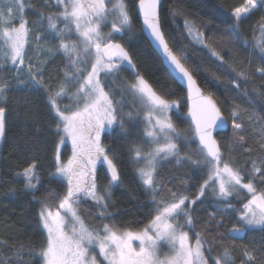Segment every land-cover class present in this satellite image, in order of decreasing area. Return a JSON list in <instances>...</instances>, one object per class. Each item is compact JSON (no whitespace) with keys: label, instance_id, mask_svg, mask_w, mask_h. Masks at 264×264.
<instances>
[{"label":"snow or ice","instance_id":"obj_1","mask_svg":"<svg viewBox=\"0 0 264 264\" xmlns=\"http://www.w3.org/2000/svg\"><path fill=\"white\" fill-rule=\"evenodd\" d=\"M55 3L62 6V11L55 18L47 17L48 28L59 39L55 51H61L68 64L65 67L64 82L49 98V103L54 111L57 134L63 133L71 140L73 151L66 164L60 162L59 154L56 157V175L66 181V191L63 194L50 191L48 197L38 201L41 205L38 219L46 230L45 246L39 252L43 264H97L95 256L92 255L96 248L108 264H208L205 251L211 252L213 249L205 248V245L211 242L196 233L193 246L190 244L189 231L185 230H191L194 224L192 212L195 209L186 205L189 198L170 190V200L157 199L163 192L154 179L158 159L172 156L178 158L177 163L183 160L197 167L202 166L201 161L192 159L191 152L180 158L177 141L196 143L199 155L203 158L202 164L207 167V179L201 184L199 195L204 196L205 191L212 185L211 191L215 193L218 203L223 205L217 207L216 211L223 215L228 211H236L230 200L233 193L247 189L251 198L242 205L239 220L243 227L264 228V191L257 190L252 177L248 183H242L240 171L224 161L213 131L223 129L226 121L212 96L204 95L197 84L193 73L199 67L190 69L186 66L188 56L184 47L178 46V54L166 42L159 22L158 0H139V11L143 16V24L150 30L162 66L172 79L183 82L186 86L188 99L191 101L188 109L191 131L186 134L179 132L168 116L176 101H169L158 94L136 70V65L132 63L124 45L117 42L118 39H123L126 32L132 30L131 17L124 0H55ZM108 3H111V8ZM24 7L23 0H0V55L4 57L5 63L10 62L13 66L24 64L25 46L29 42L30 29L23 17ZM256 7L257 0H246L244 7L234 10L235 19L239 21L242 15ZM58 19L65 21L64 28L58 29ZM107 23L111 24V30L105 34L101 25ZM72 25L76 39L72 38ZM200 36L203 33H199L197 39ZM36 39L39 42L42 37L38 35ZM212 55L218 56L216 52H212ZM125 63L127 70L132 72L133 82L123 87L121 100L114 101L111 92L105 90L109 85L102 82V74L103 78L113 76L115 79V74L122 70ZM81 64L90 65V70L87 67L82 68ZM2 68L3 65H0V69ZM260 71L264 72V69ZM28 78L33 81L34 86H39L42 79L41 69L37 67L33 71V66L29 64ZM68 85L76 87L73 94L76 103L61 109L57 97L67 94ZM8 88L7 82L0 81V100L4 102ZM125 95L133 97V104L139 102L148 125L144 134L151 144L156 145L143 156L140 147L133 150L137 162L141 158L147 161L146 167L140 168L138 174L151 197L154 205L152 211L155 212L154 216L152 212L149 213L152 218L139 231L130 228L121 230L112 222V215L107 211L111 203L112 187L119 183L120 177L113 160L109 158V149L101 138L110 136L114 128L120 129L121 136L129 135L122 114ZM5 113V107L0 106V137L5 133ZM127 115L129 120L133 119L131 113ZM231 115L234 136L244 141V128L237 122V111L234 110ZM259 136L264 141V127L259 130ZM261 147L264 148V143H261ZM98 163L106 164L107 171L111 174L105 188H98ZM35 168L36 165L31 164L23 170L22 175L26 180V188L38 190L37 184L33 183L34 180L39 183V174ZM254 171L261 170L254 168ZM261 182L264 183V173H261ZM48 199L55 202V210L49 205ZM89 199L101 209L99 218L109 221L102 225L101 230L89 228L77 210L82 200ZM197 200H192L191 204L195 205ZM214 220L213 214L207 223L211 226ZM219 226L217 222L215 227ZM243 227L233 229L227 236L221 234L220 240L240 236ZM163 245L169 247V253H162ZM19 255L18 252L17 256ZM245 255L249 261L254 259L249 253ZM230 262L231 256L227 248L221 258L215 259V264ZM0 264L12 262L0 260Z\"/></svg>","mask_w":264,"mask_h":264},{"label":"trees","instance_id":"obj_2","mask_svg":"<svg viewBox=\"0 0 264 264\" xmlns=\"http://www.w3.org/2000/svg\"><path fill=\"white\" fill-rule=\"evenodd\" d=\"M124 1L131 14L133 32L118 41L129 52L136 70L157 93L169 101H176L178 111L172 113L171 118L178 122L181 132L189 130L186 94L169 76L143 35L136 13L139 0ZM245 4L246 0H162L160 22L172 51L178 53V46L182 45L188 56L186 66L190 69L199 67L193 73L197 83L212 96L228 122L227 131L216 135L224 160L239 170L246 181L252 177L257 190L264 191L261 182V173H264L261 143L264 141L259 136V130L264 127V72L260 71L264 69V0H257V7L237 21L234 10ZM35 6H39L45 22L49 16H58L59 9L55 4ZM57 23L61 25L62 21ZM199 33L203 36L197 39ZM53 37L50 34L46 44L51 46ZM212 52L218 56H213ZM48 60L41 69L39 86H34L29 78L19 79L16 85L9 65L2 77L9 88L5 93L6 102L0 100V106L6 109L5 133L0 144V260H10L12 264H42L39 252L45 246L46 235L38 219L41 207L38 201L48 197L50 191L59 194L66 191L65 183L55 176L60 134H57L49 98L64 82L68 60L65 56ZM120 79L129 83L133 81V75L125 67L120 71ZM106 80L109 87L105 90L111 92L114 101H120L123 83L109 76ZM65 99H61V106L66 104ZM124 101L122 114L129 135L121 136L120 131H116L104 140L109 158L121 178L120 184L112 189L107 211L118 228L134 230L146 225L152 218L149 213L154 216L155 212L152 201L139 184L133 161L134 148L144 143L140 121L128 95L124 96ZM234 110L238 113L237 122L244 128V141L233 133L231 113ZM128 113L133 119L129 120ZM196 146V143H190L191 150H186L179 142L180 158L189 152L195 155ZM59 153L64 157L61 151ZM177 159L172 157L157 163L156 184L163 189L158 197L166 198L171 195V190L197 198L196 192L206 179V172L191 162L181 160L177 163ZM33 163L39 174V183L33 181L38 190L26 188L22 175ZM254 168L261 171L254 173ZM48 203L55 209V202L48 199ZM231 203L236 211L222 215L216 211L217 207L223 206L217 200L199 198L192 206L195 230L211 242L206 245L213 249L211 252L216 257L227 248L232 264H264V229L244 228L242 236L220 240L221 234L227 236L229 230L238 225L236 218L241 203ZM79 213L93 227L109 222L99 218L91 203H84ZM213 214L215 220L210 226L207 222ZM217 222L219 228L215 227ZM245 253L254 259L249 261ZM213 260L210 258L209 264H214Z\"/></svg>","mask_w":264,"mask_h":264},{"label":"rangeland","instance_id":"obj_3","mask_svg":"<svg viewBox=\"0 0 264 264\" xmlns=\"http://www.w3.org/2000/svg\"><path fill=\"white\" fill-rule=\"evenodd\" d=\"M106 2H107V0H106ZM125 2V1H124ZM48 4H55V0H50L49 1V3ZM126 4V3H125ZM246 5V4H245ZM244 5V6H245ZM111 3H108V7L109 8H111ZM244 6H242V7H244ZM61 7V11H62V6H60ZM60 11V12H61ZM127 11H128V13H129V16L131 17V14H130V12H129V10H128V8H127ZM59 12V13H60ZM59 13H58V15H59ZM247 15V14H246ZM245 15H242V17H244ZM56 17H57V15H56ZM18 18V17H17ZM55 18V17H54ZM58 20H61L62 21V24L61 25H59L57 22H58ZM58 20H56V23H57V27H58V29H60V28H64V26H65V21H63L62 19H58ZM43 20H42V18H40L39 19V22H42ZM16 23H18V21L16 22ZM44 23H45V30H47V32L49 31L50 32V34H53V40L55 39H58L56 36H55V33L54 32H51L50 30H49V28H48V22H45L44 21ZM17 26H18V24H17ZM132 26V25H131ZM72 27H73V36H72V38L73 39H76V36H75V32H74V25H72ZM34 29H36V27H33V29L31 28V30H30V33H29V42H28V44L25 46V53H24V63H25V66H23L24 68H20L19 69V72H23L24 70L23 69H26V65H28V59H27V54L28 53H32V55L34 56L32 59L33 60H40V56L39 55H45L46 57H48V59H51V58H53V57H57L58 56V54H59V56L62 58L63 56H64V54L61 52V51H55V49H57L58 48V45H59V39H58V42H57V44L54 46V44H52V46H49L48 44H46L47 43V41H44V42H42L40 45L37 43V39H36V37L38 36V35H36V32L34 31ZM101 30H102V32L103 33H108L110 30H111V24L110 23H107V24H103V25H101ZM133 32V26H132V30L130 31V32H126L124 35L125 36H127V35H131V33ZM123 35V36H124ZM117 42H119V41H117ZM53 46H54V48H53ZM0 47H2V42H0ZM49 49H53L54 51H49ZM0 65H3V68L2 69H0V74L2 73V75L0 76V81H2V77H4V72H7L8 71V69H7V66L9 65L10 67H11V69H12V64L10 63V62H7V63H5V60H4V57L2 56V55H0ZM82 68H84V67H87L89 70H90V65H85V64H81L80 65ZM13 69L11 70V74L10 75H12V77L14 76V73H13ZM25 72V71H24ZM116 75V80L118 81V82H121V80H120V71L117 73V74H115ZM110 77V76H109ZM104 81H106V78H103V74H102V82H104ZM133 81H131V82H129V83H127L126 81L124 82H122L123 83V85H122V87H124L125 85H128V84H131ZM67 88H68V91H67V94L66 95H63V97L62 96H60V97H57V103H58V105H59V107L61 108V109H64L65 107H67V106H71V105H74L75 103H76V101H75V99L73 98V94L76 92V87H73V86H71V85H68L67 86ZM65 99L66 100V104H64V106H61L62 104H61V99ZM128 98H130V102L132 103V100H133V97H131V96H128ZM59 100V101H58ZM132 106H133V109H134V112H135V115L139 118V121H140V130H141V133H142V136H143V139H144V143H143V145H141V146H137V147H140L141 149H142V156H143V154H145V153H148L149 151H152L155 147H156V145H154V144H151L150 143V141H149V139L145 136V130L148 128V125H147V122L145 121V119H144V117H145V113H144V111L140 108V105H139V102L137 101L135 104H133L132 103ZM74 110V109H73ZM178 111V106H177V104L169 111V113H168V116L170 117V119H171V121L173 122V124L176 126V128H177V130L179 131V132H181V129H180V126H179V124H178V122H176V121H174V120H172V118H171V114L172 113H176ZM180 129V130H179ZM112 131V134L114 133V132H116V131H120V129L119 128H114V129H112L111 130ZM191 131V128H190V126H189V130H186V131H184V132H181L182 134H186V133H189ZM62 137H63V143H61V139H62ZM179 142H181L184 146H185V149L186 150H191V147H190V143H185V142H183V141H177V145L179 144ZM66 143H71V140L69 139V138H67L66 136H64V134L63 133H60V140H59V144H58V148H57V155L59 154V158H60V162L61 163H64L65 164V159L61 156L60 157V149H61V147H62V145L63 144H66ZM161 143H163V141L161 140ZM136 148V147H135ZM134 148V149H135ZM196 148H197V150H196V153H195V155L194 154H192V158L193 159H195V160H198V161H201V168H202V170H204L206 173H207V167L206 166H203V164H202V161H203V158L199 155V152H198V146H196ZM134 152V151H133ZM169 158H172V156H170V157H168L167 159H169ZM224 159V158H223ZM162 160H165V159H158V161H157V163H159L160 161H162ZM133 161H134V163H135V166H136V175H137V178L139 179V181H140V183H141V185H142V187L145 189V187L143 186V184H142V180H141V178H140V176H139V174H138V170L140 169V168H145L146 167V164H147V161L145 160V159H143V158H141L138 162L135 160V158H134V153H133ZM225 161V160H224ZM226 162V161H225ZM56 164H57V160H56ZM157 165V164H156ZM254 173H255V171H254ZM241 174V173H240ZM55 176L57 177V178H59L60 180H62L65 184H66V181L62 178V177H60V176H58V175H56V171H55ZM241 176L243 177V180H242V183H248V181H246V179H245V177H244V175L243 174H241ZM154 179H155V174H154ZM206 179H207V175H206ZM155 182H156V179H155ZM203 184V183H202ZM157 185V184H156ZM157 187H158V185H157ZM211 188H212V185H210L209 186V188L205 191V194H204V196H200L199 195V193H200V189L196 192V197H199V198H211L212 200H217V198H216V195H215V193H213L212 191H211ZM145 193H146V195H147V197H149V199L151 200V197H150V195L146 192V189H145ZM166 195V194H165ZM184 196H187L189 199L186 201V205H189L190 207H192L193 205L191 204V201L192 200H197V198H193L192 199V197L190 196V195H188V194H183ZM167 196V195H166ZM251 198V194L250 193H248L247 192V189H240L239 191H237V192H235V193H233V195H232V197H230V200L231 201H234V202H237V203H241V206L239 207L240 209L242 208V205L243 204H245V203H247V201L249 200ZM158 200H170L171 199V195H168L166 198H165V196H161V197H158L157 198ZM84 203H91V205L96 209V211H97V214H99V212L101 211V209L100 208H98L96 205H95V202L94 201H92V200H83L82 202H80L79 203V205H78V212H79V208L80 207H82L83 205H84ZM221 207H223V206H221ZM240 209H239V211H240ZM53 210H55V209H53ZM80 214V213H79ZM155 215V214H154ZM80 216H81V214H80ZM81 218H82V220L84 221V223L89 227V228H91V229H96V230H101L102 229V225L103 224H101L99 227H93V226H91V225H89V224H87V222L83 219V217L81 216ZM237 222H238V225L237 226H235L233 229H235V228H242L243 227V225H242V222L239 220V212H238V214H237ZM181 223H183V220H181ZM148 224V223H147ZM146 224V225H147ZM144 227H142L141 229H138V230H133V231H139V230H142ZM246 229V228H256V229H264V228H261V227H243V229ZM233 229H230L229 230V232L230 231H232ZM44 230V229H43ZM185 230L186 231H189V236H190V244H192L193 246H194V244H195V234L197 233V231L195 230V228H194V224H193V227H192V229L191 230H189L188 228H185ZM44 232H45V235H46V230H44ZM242 234H243V231H242ZM242 234L240 235V236H242ZM134 243H136V244H138V242H134ZM205 248H208L207 247V245H205ZM170 252V249H169V247L167 246V245H163L162 246V253L163 254H167V253H169ZM163 254L161 255V258H163ZM92 255H94L95 256V258H96V261H97V264H108V261L107 260H105L104 259V257L99 253V249L98 248H96V249H94L93 250V252H92ZM205 257H206V259H208V261H210V258H213L214 260H213V262H214V264H215V259H217V258H221L222 257V255H220V256H218V257H216L214 254H213V252H208V251H205ZM232 261V260H231ZM42 264H43V262H42ZM208 264H209V262H208ZM230 264H232L231 262H230Z\"/></svg>","mask_w":264,"mask_h":264},{"label":"flooded vegetation","instance_id":"obj_4","mask_svg":"<svg viewBox=\"0 0 264 264\" xmlns=\"http://www.w3.org/2000/svg\"><path fill=\"white\" fill-rule=\"evenodd\" d=\"M49 1L50 0H23L24 5H25L24 11H23V17L27 21L29 29L31 30V28L33 29V27H36V29H34V31L36 32V35H39L40 37H42V39L39 42L37 41V43L39 45L42 42L47 41V39H48V37L50 35V32L49 31L47 32V30H45V28H44L45 27L44 19H43V17H41L43 15L39 13V10L37 8L39 6H35V5L41 4V5L47 6V5H49L48 4ZM55 5H56V3H55ZM56 6L58 7L59 12H60L61 11V7L58 6V5H56ZM40 18H42V20H43L42 22H39V19ZM17 21H18V18L16 19V22ZM17 24L18 23H16V25ZM51 42L55 46L57 44V42H58V39H56V40L54 39ZM54 46H53V48H54ZM39 56H40V60H36V59L33 60L32 58L34 56L32 55V53H28L27 54V59L29 61H28V65H26V69H23L25 72L24 71L23 72H19V69L21 67L24 68L23 66H25V63L23 65L12 66V69L14 70L13 71V73H14L13 82L16 85L18 84L19 79L28 78L29 64H31L33 66V71H35L37 67H39L40 69H42V67L45 66L46 62L49 61L48 60V57H46L45 55H43V56L42 55H39ZM58 56H59V54H58ZM125 67H126L125 65L122 66V68H125ZM110 78L113 79L114 77L113 76H110ZM120 80H121V82L124 81L123 79H120ZM106 82H107V80H106ZM103 83H105V81ZM106 89H108V88L106 87ZM105 137L106 136H102V138H101L104 145H105V141H104L105 140ZM60 151H61V153H63V156H64L63 158L65 159V164H66L67 161H68V159L72 156V151H73L72 144L71 143L63 144ZM96 175H97L98 188H105V187H107V185L109 183V180H110L111 174H110V172L107 171V165L106 164H103V165L100 164V163L97 164V174ZM120 180H121V178H120ZM120 180H119V183L118 184L113 185L112 189L115 188L116 186H118L120 184ZM103 182H104V185H103ZM139 184L141 185L140 181H139ZM65 186H66V184H65ZM141 187H142V185H141ZM142 190L145 192V189L143 187H142ZM144 226L145 225L141 226L138 229H141ZM138 229H134V230H138Z\"/></svg>","mask_w":264,"mask_h":264},{"label":"water","instance_id":"obj_5","mask_svg":"<svg viewBox=\"0 0 264 264\" xmlns=\"http://www.w3.org/2000/svg\"><path fill=\"white\" fill-rule=\"evenodd\" d=\"M161 3H162V0H158V15H159V22H160V6H161ZM136 13H137V16H138V19H139V23H140V27H141V31L144 35V37L146 38V40L149 42V44L151 45V47L153 48V50L155 51V53L158 55V50L155 49V43L154 41H152V38L150 36V30L147 29V26L143 24V16H142V13H140L139 11V1L137 2V5H136ZM160 27H161V22H160ZM161 31H162V28H161ZM165 38V37H164ZM166 40V39H165ZM167 42V41H166ZM126 49V48H125ZM127 50V49H126ZM129 53V52H128ZM130 56V54H129ZM131 57V56H130ZM133 63V62H132ZM126 67H127V64L125 63L124 64ZM131 72V71H130ZM132 73V72H131ZM176 83L182 88V90L185 92L186 94V108H187V119H188V122L189 124L191 125V118L188 116V109L190 107V104H191V101L188 99V93H187V89H186V86L183 84V82H178L177 80H175ZM198 84V83H197ZM199 85V84H198ZM200 87V86H199ZM201 88V87H200ZM202 90V89H201ZM202 93L204 95H208L206 94L203 90H202ZM218 106V105H217ZM224 120L226 121V125L223 129H216L213 131V136L215 137L216 139V135H218L219 133H223L225 131H227L228 129V122L227 120L225 119V117L223 116ZM2 138L3 137H0V144H1V141H2ZM217 140V139H216ZM218 142V141H217ZM219 144V143H218ZM222 152V151H221Z\"/></svg>","mask_w":264,"mask_h":264},{"label":"bare ground","instance_id":"obj_6","mask_svg":"<svg viewBox=\"0 0 264 264\" xmlns=\"http://www.w3.org/2000/svg\"><path fill=\"white\" fill-rule=\"evenodd\" d=\"M146 194V193H145ZM147 196V195H146Z\"/></svg>","mask_w":264,"mask_h":264}]
</instances>
